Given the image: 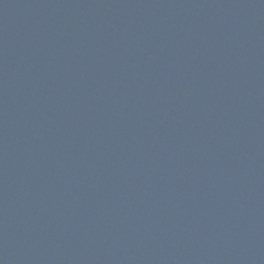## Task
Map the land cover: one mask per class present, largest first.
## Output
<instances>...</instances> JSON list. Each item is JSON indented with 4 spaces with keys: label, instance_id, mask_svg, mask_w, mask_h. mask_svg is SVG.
Masks as SVG:
<instances>
[{
    "label": "water",
    "instance_id": "1",
    "mask_svg": "<svg viewBox=\"0 0 264 264\" xmlns=\"http://www.w3.org/2000/svg\"><path fill=\"white\" fill-rule=\"evenodd\" d=\"M0 264H264V0H29Z\"/></svg>",
    "mask_w": 264,
    "mask_h": 264
}]
</instances>
